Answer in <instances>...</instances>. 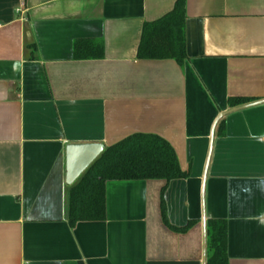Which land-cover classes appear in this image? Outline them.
Listing matches in <instances>:
<instances>
[{"label":"crops","instance_id":"crops-1","mask_svg":"<svg viewBox=\"0 0 264 264\" xmlns=\"http://www.w3.org/2000/svg\"><path fill=\"white\" fill-rule=\"evenodd\" d=\"M176 1L0 0V264H207L209 220L228 264H264V0H186L183 63L139 58ZM135 133L188 176L108 181L72 224L66 145Z\"/></svg>","mask_w":264,"mask_h":264},{"label":"trees","instance_id":"trees-1","mask_svg":"<svg viewBox=\"0 0 264 264\" xmlns=\"http://www.w3.org/2000/svg\"><path fill=\"white\" fill-rule=\"evenodd\" d=\"M186 0H177L174 8L161 18L146 22L138 50L139 58L186 59ZM103 46L88 40L74 44L78 59L98 58ZM245 100H236L242 104ZM189 172L181 168L174 147L163 137L135 133L105 148L101 155L73 184L69 196V221L103 220L105 218V185L112 180H148L185 178ZM207 264H228L225 225L209 220Z\"/></svg>","mask_w":264,"mask_h":264},{"label":"water","instance_id":"water-1","mask_svg":"<svg viewBox=\"0 0 264 264\" xmlns=\"http://www.w3.org/2000/svg\"><path fill=\"white\" fill-rule=\"evenodd\" d=\"M103 143H68L66 145V183L74 184L105 150Z\"/></svg>","mask_w":264,"mask_h":264}]
</instances>
